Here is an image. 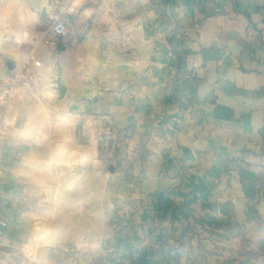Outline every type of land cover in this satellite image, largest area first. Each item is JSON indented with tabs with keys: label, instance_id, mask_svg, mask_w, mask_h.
Masks as SVG:
<instances>
[{
	"label": "crops",
	"instance_id": "crops-1",
	"mask_svg": "<svg viewBox=\"0 0 264 264\" xmlns=\"http://www.w3.org/2000/svg\"><path fill=\"white\" fill-rule=\"evenodd\" d=\"M0 223V264H264V0H0Z\"/></svg>",
	"mask_w": 264,
	"mask_h": 264
},
{
	"label": "built area",
	"instance_id": "built-area-1",
	"mask_svg": "<svg viewBox=\"0 0 264 264\" xmlns=\"http://www.w3.org/2000/svg\"><path fill=\"white\" fill-rule=\"evenodd\" d=\"M62 0H53L55 4H60ZM58 12L51 17V25L49 29V35L52 41H63L66 45L74 46L85 35L84 30L76 27L67 17L62 15V8L58 6ZM35 66L39 65V62H34ZM14 80H18V76H13ZM100 121L105 125V131L99 136V153L102 160L113 163L115 159L116 150L119 144V138L117 130L114 127L113 118L111 115H100L98 117ZM6 227V223H0V236L2 231ZM1 250V244H0Z\"/></svg>",
	"mask_w": 264,
	"mask_h": 264
},
{
	"label": "water",
	"instance_id": "water-1",
	"mask_svg": "<svg viewBox=\"0 0 264 264\" xmlns=\"http://www.w3.org/2000/svg\"><path fill=\"white\" fill-rule=\"evenodd\" d=\"M56 91H57L59 96L63 95L64 90H63V87H62L60 81H56ZM107 166L108 167L110 166L109 162H107ZM106 171L109 172L108 168L106 169Z\"/></svg>",
	"mask_w": 264,
	"mask_h": 264
},
{
	"label": "rangeland",
	"instance_id": "rangeland-1",
	"mask_svg": "<svg viewBox=\"0 0 264 264\" xmlns=\"http://www.w3.org/2000/svg\"><path fill=\"white\" fill-rule=\"evenodd\" d=\"M264 238H262V239H260L258 242H257V245L256 246H258V244H259V242L261 241V240H263ZM263 247V249H259V246H258V249H259V252L263 255V257H264V245L262 246Z\"/></svg>",
	"mask_w": 264,
	"mask_h": 264
},
{
	"label": "trees",
	"instance_id": "trees-1",
	"mask_svg": "<svg viewBox=\"0 0 264 264\" xmlns=\"http://www.w3.org/2000/svg\"><path fill=\"white\" fill-rule=\"evenodd\" d=\"M263 245H264V239L259 242V244H258L259 249H263V247H262Z\"/></svg>",
	"mask_w": 264,
	"mask_h": 264
}]
</instances>
